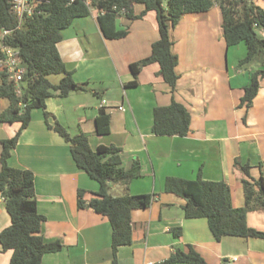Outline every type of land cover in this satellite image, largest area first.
Wrapping results in <instances>:
<instances>
[{
	"label": "crops",
	"instance_id": "crops-1",
	"mask_svg": "<svg viewBox=\"0 0 264 264\" xmlns=\"http://www.w3.org/2000/svg\"><path fill=\"white\" fill-rule=\"evenodd\" d=\"M254 2L264 7V0ZM133 9L139 14L144 5L136 3ZM98 15L92 6L90 15L75 18L57 44L74 80L85 89L67 96L53 93L46 105L51 123L59 121L72 135L88 133L94 150L100 145L121 148L123 169L137 163L138 176L128 183H110L113 196L155 195L150 207L132 212L133 241L119 247L118 263L167 264L163 262L176 249L188 251L191 244L208 264H264V238L226 235L217 240L206 218H187L185 199L165 191L167 177L195 179L201 173L205 179L227 182L233 206H244V174L235 162L249 163L254 179L264 175V77L252 105H239L252 73L264 69V54L240 65L247 45H227L221 7L215 3L208 11L183 15L171 30L179 74L174 92L158 62L144 66L137 84L129 85L134 79L130 64L149 56L160 37L157 13L151 10L137 19L121 15L119 26L128 27L129 33L118 39L103 35ZM259 34L264 37V30ZM62 78L49 76L54 84ZM173 100L190 111V131L186 136L157 135L152 131L154 109ZM8 104L1 101L3 109ZM101 107L111 116L110 132L102 135L96 131ZM19 128V122L0 123V140ZM1 152L0 143V157ZM9 164L34 172L38 209L45 216L41 234L47 242L62 243L61 250L43 256V264H113L109 219L78 205V190L86 191L88 202L99 183L77 167L70 144L48 127L42 109L33 111ZM247 222L264 230V208L249 211ZM10 225L0 193V232ZM175 228L181 229L179 236ZM12 254L0 242V264H9Z\"/></svg>",
	"mask_w": 264,
	"mask_h": 264
},
{
	"label": "trees",
	"instance_id": "trees-1",
	"mask_svg": "<svg viewBox=\"0 0 264 264\" xmlns=\"http://www.w3.org/2000/svg\"><path fill=\"white\" fill-rule=\"evenodd\" d=\"M99 9L98 23L103 35L118 39L128 35V27H121L118 18L125 14L128 18H142L147 12L157 13L160 37L152 45L151 54L130 64L134 79L129 85H136V77L141 69L153 62L160 64V74L176 90L179 74L176 72L178 57L173 51L171 30L187 13L205 12L219 3L223 15V30L228 46L244 42L247 53L240 60L243 65L261 52L264 54V7L254 0H93ZM144 5L141 13L135 14L133 5ZM125 10L124 13L122 10ZM40 13L28 17L21 28H17V17L13 12L12 0H0V29H14L7 39L9 44L20 49L25 73L20 81H15L6 71L0 70V123H20L16 134L0 140L2 144L0 193L3 195L11 225L0 232L3 250H13L9 264H43V256L61 250L59 240L45 241L41 234L45 216L38 209L35 193V174L27 168L13 167L9 158L16 147L23 130L32 120L33 111L42 109L49 128L58 132L69 144L73 159L79 169L99 183V189L87 202L84 189L78 190L79 207H89L106 216L112 226L113 264L118 263L119 247L133 241L132 212L151 206L155 195L151 193L113 196L110 183H128L138 176L137 163L129 170L121 167V148L115 145H100L93 149L89 134L79 132L72 135L59 121L50 122L52 114L47 110L46 99L58 93L67 96L73 91L84 90L78 84L61 58L57 44L62 39V30L70 26L77 17L91 14V6L85 0H49L40 6ZM3 56L0 51V58ZM52 74H63L58 84L49 79ZM264 69L252 73L249 84L239 106L250 107L256 97ZM20 89V92H19ZM7 99L6 108L1 101ZM191 113L180 102L173 100L167 106L154 109L152 131L157 135L186 136L190 131ZM111 116L101 107L96 117L98 134L110 132ZM240 165L245 204L233 206L230 186L224 180H208L201 173L195 179L169 176L165 180V191L185 199L183 208L187 218H206L217 240L223 236L264 238V230L249 226L247 214L251 210L264 208V175L254 179L249 163ZM264 168V163H261ZM176 236L181 234L175 228ZM208 264L205 258L189 245L188 251L176 249L163 263Z\"/></svg>",
	"mask_w": 264,
	"mask_h": 264
},
{
	"label": "built area",
	"instance_id": "built-area-1",
	"mask_svg": "<svg viewBox=\"0 0 264 264\" xmlns=\"http://www.w3.org/2000/svg\"><path fill=\"white\" fill-rule=\"evenodd\" d=\"M85 1L92 8L91 3H93V0ZM48 2L49 0H12L13 12L18 21L17 28H21L28 17L35 13H40V6ZM122 11L124 13L125 10L123 9ZM13 31L14 29L10 28L0 29V51L3 54L0 58V70L6 71L15 81H20L25 73V66L21 59L20 49L7 42V39L12 35Z\"/></svg>",
	"mask_w": 264,
	"mask_h": 264
},
{
	"label": "rangeland",
	"instance_id": "rangeland-1",
	"mask_svg": "<svg viewBox=\"0 0 264 264\" xmlns=\"http://www.w3.org/2000/svg\"><path fill=\"white\" fill-rule=\"evenodd\" d=\"M91 4H92L93 7L96 6V5H93L94 3H91Z\"/></svg>",
	"mask_w": 264,
	"mask_h": 264
}]
</instances>
